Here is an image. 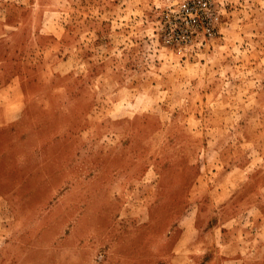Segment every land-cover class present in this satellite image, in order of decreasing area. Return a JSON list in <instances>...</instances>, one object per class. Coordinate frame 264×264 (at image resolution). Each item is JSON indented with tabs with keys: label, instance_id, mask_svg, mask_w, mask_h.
<instances>
[{
	"label": "rangeland",
	"instance_id": "374dc122",
	"mask_svg": "<svg viewBox=\"0 0 264 264\" xmlns=\"http://www.w3.org/2000/svg\"><path fill=\"white\" fill-rule=\"evenodd\" d=\"M202 1L0 0V264H264V0Z\"/></svg>",
	"mask_w": 264,
	"mask_h": 264
},
{
	"label": "crops",
	"instance_id": "0c3cea01",
	"mask_svg": "<svg viewBox=\"0 0 264 264\" xmlns=\"http://www.w3.org/2000/svg\"><path fill=\"white\" fill-rule=\"evenodd\" d=\"M144 251L145 250H141L139 243L132 246L128 240L122 239L116 242L112 247L113 256L110 257L111 264H147L148 261L144 257ZM191 252L193 253V260H203L206 257L210 260L212 258L211 256L209 257L207 251H199L195 246L192 247ZM221 253L222 252L219 253V257H216L219 260L226 261V257H221ZM75 256L74 264H99L98 260H96L98 256V249L96 248H91L90 250L83 248L78 251Z\"/></svg>",
	"mask_w": 264,
	"mask_h": 264
},
{
	"label": "built area",
	"instance_id": "2783aa9c",
	"mask_svg": "<svg viewBox=\"0 0 264 264\" xmlns=\"http://www.w3.org/2000/svg\"><path fill=\"white\" fill-rule=\"evenodd\" d=\"M203 9H210V2L207 0H204L202 2L196 3V2H187L186 4H183V8H182V12L185 15H189L191 18H186V21H189L190 23H192V25L195 24V16H193V14L199 16L200 12ZM186 32L188 31V29L185 30ZM187 36H185L186 38H190L191 34H186Z\"/></svg>",
	"mask_w": 264,
	"mask_h": 264
}]
</instances>
